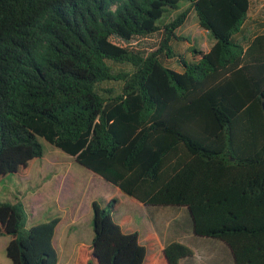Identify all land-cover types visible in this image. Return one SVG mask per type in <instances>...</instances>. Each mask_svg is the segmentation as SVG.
Listing matches in <instances>:
<instances>
[{"label": "trees", "instance_id": "1", "mask_svg": "<svg viewBox=\"0 0 264 264\" xmlns=\"http://www.w3.org/2000/svg\"><path fill=\"white\" fill-rule=\"evenodd\" d=\"M187 9L165 23L166 15ZM250 0H0V182L25 179L42 139L132 200L185 208L192 232L264 264V32ZM194 11L214 43L175 50ZM157 37L145 51L134 42ZM175 60L180 71L168 66ZM92 203L93 239L74 264H180V243L148 255ZM22 203H0L10 264H58V219L26 229Z\"/></svg>", "mask_w": 264, "mask_h": 264}, {"label": "rangeland", "instance_id": "2", "mask_svg": "<svg viewBox=\"0 0 264 264\" xmlns=\"http://www.w3.org/2000/svg\"><path fill=\"white\" fill-rule=\"evenodd\" d=\"M188 6V2L181 1L178 10L166 15L165 23ZM248 23L254 29L251 32H264V0H250ZM176 34L188 39L174 47L186 59L189 58L191 45L208 51L214 43L213 38L197 25L194 11L188 13ZM157 40V37H152L151 40L136 41L134 45L149 52L156 49ZM168 66L180 71L173 59ZM38 140L43 149L42 158L34 163L24 180L8 176L0 182V203H22L27 214L26 229L52 219L59 220L53 234L58 264H74L78 247L91 244L92 203L103 208L107 199L119 202V208L112 217L115 224L123 233H137L138 243L147 248L148 255H159V248L147 247L149 240L153 239L159 247L176 242L190 248L194 253L193 260L183 264H233L231 252L223 241L193 236L190 219L181 208L149 207L137 203L79 165L74 158L46 141ZM9 240V236L0 237V264H10L5 257Z\"/></svg>", "mask_w": 264, "mask_h": 264}, {"label": "crops", "instance_id": "3", "mask_svg": "<svg viewBox=\"0 0 264 264\" xmlns=\"http://www.w3.org/2000/svg\"><path fill=\"white\" fill-rule=\"evenodd\" d=\"M134 201V200H133ZM136 202V201H135ZM138 203V202H137ZM182 210H184L186 213H187V211H186V209L185 208H181ZM187 217H189V214L187 213ZM189 219H190V217H189ZM190 223H191V220H190ZM59 224V223H58ZM57 227V226H56ZM191 227H192V225H191ZM56 230V229H55ZM54 234H55V232H54ZM193 236L194 237H196L195 235H194V233H193ZM54 238V237H53ZM158 243V242H157ZM52 244H53V240H52ZM161 248H163V247H160V249ZM183 262H187V261H185V260H182V261H180V264H183Z\"/></svg>", "mask_w": 264, "mask_h": 264}, {"label": "water", "instance_id": "4", "mask_svg": "<svg viewBox=\"0 0 264 264\" xmlns=\"http://www.w3.org/2000/svg\"><path fill=\"white\" fill-rule=\"evenodd\" d=\"M263 108H264V105H263Z\"/></svg>", "mask_w": 264, "mask_h": 264}]
</instances>
